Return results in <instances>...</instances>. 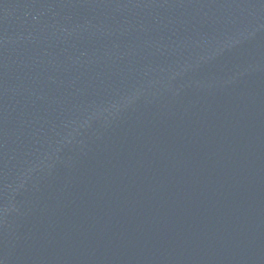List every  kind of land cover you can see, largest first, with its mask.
Returning <instances> with one entry per match:
<instances>
[{"label":"water","instance_id":"obj_1","mask_svg":"<svg viewBox=\"0 0 264 264\" xmlns=\"http://www.w3.org/2000/svg\"><path fill=\"white\" fill-rule=\"evenodd\" d=\"M0 264H264V0H0Z\"/></svg>","mask_w":264,"mask_h":264}]
</instances>
